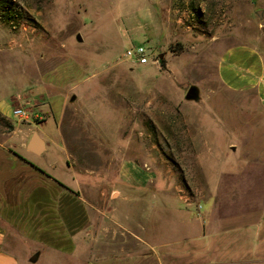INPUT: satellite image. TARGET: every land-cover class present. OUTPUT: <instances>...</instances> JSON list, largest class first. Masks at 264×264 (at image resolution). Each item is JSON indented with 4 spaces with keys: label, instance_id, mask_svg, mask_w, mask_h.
I'll use <instances>...</instances> for the list:
<instances>
[{
    "label": "rangeland",
    "instance_id": "1",
    "mask_svg": "<svg viewBox=\"0 0 264 264\" xmlns=\"http://www.w3.org/2000/svg\"><path fill=\"white\" fill-rule=\"evenodd\" d=\"M1 1L0 113L6 120L0 116V137L5 132L6 138L18 140L11 137L15 125L29 135L40 134L51 144L44 159L23 153L36 162L55 157L58 169L49 171L72 188L80 187L94 216L100 207L124 210L135 202H169L152 189L160 185L170 196L204 205L205 172L195 141L206 155L215 125L233 122L238 127L236 115L224 114L221 100L206 99L208 91L219 88L208 45H196L191 34L182 47L169 41L155 48L148 38L154 20L143 12L155 0H10L20 14L9 23L2 20ZM226 1L222 6V0H204L198 31L192 32L220 33L225 11L223 24L232 36H264L259 17L264 0ZM183 11L178 8L177 14ZM139 44L153 47L159 58L163 54L165 64L161 58L150 65L127 58V48ZM192 85L202 100L186 99ZM212 102L220 106L215 118ZM17 107L29 110L27 119L13 113ZM216 130L221 144L226 138ZM54 140L58 146L52 148ZM125 164L154 180L135 202L117 193L124 189L120 172ZM138 215L143 219V212ZM76 238L73 254L44 253L34 264H91L87 256L98 244L91 237L86 244L83 235ZM136 242L123 243L120 237L119 249L141 250ZM28 252L19 250L22 264H33L35 251Z\"/></svg>",
    "mask_w": 264,
    "mask_h": 264
},
{
    "label": "crops",
    "instance_id": "2",
    "mask_svg": "<svg viewBox=\"0 0 264 264\" xmlns=\"http://www.w3.org/2000/svg\"><path fill=\"white\" fill-rule=\"evenodd\" d=\"M203 2L155 0L143 12L154 20L148 38L155 48L169 41L183 45L191 34L196 45H208L219 88L208 91L206 99L221 100L224 114L238 118L237 128L225 122L210 130L213 140L206 155L195 141L205 172L204 205L170 196L161 185L152 189L169 202L138 204L136 197L154 180L125 164L120 172L124 189L117 188V193L121 199L132 196L136 204L124 210L116 205L96 208L94 216L80 187L72 188L49 171L58 169L55 157L34 160L44 159L51 144L39 134L31 147L33 134L15 125L11 137H23L8 139L5 132L0 137V264H22L19 250L39 253L36 262L44 253L69 256L76 251L78 235L84 236V244L89 237L98 244L87 256L95 262L91 264H264V36H232L223 24L225 11L220 33H193ZM178 8L184 10L182 16ZM213 108L215 118L220 106L213 103ZM216 129L226 138L221 144ZM53 142L52 148L58 146ZM24 149L35 158L26 157ZM120 237L123 243L137 240L141 250H120Z\"/></svg>",
    "mask_w": 264,
    "mask_h": 264
},
{
    "label": "built area",
    "instance_id": "3",
    "mask_svg": "<svg viewBox=\"0 0 264 264\" xmlns=\"http://www.w3.org/2000/svg\"><path fill=\"white\" fill-rule=\"evenodd\" d=\"M155 49L143 44L130 46L125 52V56L139 65L158 64L160 58L154 53ZM13 113L23 119H27L29 110L21 107H17L13 110ZM201 207V204L198 205Z\"/></svg>",
    "mask_w": 264,
    "mask_h": 264
},
{
    "label": "water",
    "instance_id": "4",
    "mask_svg": "<svg viewBox=\"0 0 264 264\" xmlns=\"http://www.w3.org/2000/svg\"><path fill=\"white\" fill-rule=\"evenodd\" d=\"M259 17L261 19V24L263 25L264 27V10H261L259 12ZM78 39L80 41L83 40L81 34H78ZM163 54L160 55V58H163ZM72 100H75L76 99V95L72 96L71 98ZM186 99L188 100H199L200 99V89L196 86V85H192L189 87V89L187 90L186 92ZM39 134L37 132H35L30 140V145L31 147H36V144L39 140ZM44 149V143L43 141H40V146L39 148L37 149V152L41 153L42 150ZM38 257H39V253H35L31 258H30V261L31 262H36L38 260Z\"/></svg>",
    "mask_w": 264,
    "mask_h": 264
},
{
    "label": "trees",
    "instance_id": "5",
    "mask_svg": "<svg viewBox=\"0 0 264 264\" xmlns=\"http://www.w3.org/2000/svg\"><path fill=\"white\" fill-rule=\"evenodd\" d=\"M2 7H3V10L6 11L5 14H4V18H2V20L4 22H11L12 20H15L16 19V14H20V12L18 10H16L15 6L12 5L11 1L10 0H2ZM180 47H182L180 45ZM161 61L163 64H165V59L164 58H161ZM0 116L2 119H5V116H3L1 113H0ZM9 127L10 129H13V124L9 123Z\"/></svg>",
    "mask_w": 264,
    "mask_h": 264
}]
</instances>
